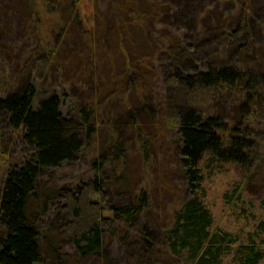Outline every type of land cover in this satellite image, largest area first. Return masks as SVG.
Instances as JSON below:
<instances>
[{"label":"trees","instance_id":"16d2710c","mask_svg":"<svg viewBox=\"0 0 264 264\" xmlns=\"http://www.w3.org/2000/svg\"><path fill=\"white\" fill-rule=\"evenodd\" d=\"M102 1L107 8L105 12L100 0H84L91 8L87 14L79 8L82 0H0V20L7 16L9 25H21L24 31L19 41H7L4 35L7 30L2 35L0 25V119L4 129L14 134L22 150L28 152L23 161L12 163L1 180L0 226L4 235L0 238V264H46L44 253L52 254L53 264H85V258H93L92 264H115L106 258L103 241L106 232H116L114 225L122 228L121 240L125 242L130 231L144 233L141 242L144 251L135 253L131 249L123 264H223L226 258L233 264L264 261V219L245 239H240L214 226L213 215L205 207L202 199L205 194L201 191L204 182L201 168L227 163L245 169L249 166L255 146L249 126L240 124V129L227 138L224 134L227 128L220 122L222 115L214 114L203 120L188 107H175L169 92L165 95L164 90L154 86L161 76L170 90L181 87L194 93L226 87L241 94L245 114L256 108L264 110V99L258 96V89L264 86L261 84L264 83V62L259 60L263 67L257 73L253 63L240 71L233 65L236 60L232 61L234 57L241 58L242 51L247 56L257 54L264 59V46L259 44L260 40L264 42V24H258L256 34L252 33L246 27L247 17L235 19L208 2L196 10L188 6L187 13L195 11V16L189 19L179 12L178 0V3L172 0ZM248 5L249 2L243 5L246 9L241 11L242 15L250 13ZM14 9L20 12V22L11 18ZM260 13L264 19L262 10ZM98 21V26H93ZM132 29H136V35L142 37L146 47L155 49V53L145 55L134 51ZM75 32H78L76 37ZM255 35L260 36L256 42L246 40ZM30 36H35L36 42L32 37L35 45L23 54L20 41ZM107 37L115 42L123 64L121 71H113L114 64L110 61L109 75L103 73L99 59L100 47L104 53L110 52L106 48ZM234 38L237 42L231 43ZM98 42L101 44L97 45ZM201 48L209 51L216 48L215 54L219 55L214 60L216 66H203V71L192 76L189 71L197 68L188 66V61L192 51ZM155 55L164 61L161 75L143 74L145 69L153 68L158 60ZM23 57L26 59L21 61ZM64 64L75 70L76 81L70 82L64 76ZM115 85L117 89L105 97L106 91ZM104 87L108 89L103 90ZM152 87L157 88L156 95L147 92ZM40 88L47 89L44 91L48 97H40ZM130 91L140 101L138 104L150 112L156 128L177 131L181 141L177 163L185 193L172 208L168 222L156 231H149L139 223L141 215L150 208V186L142 185L149 184V175L145 172L136 180L128 172V166L123 163L127 156L124 143L113 138L115 127L110 123L114 104L121 102L127 107ZM160 103L168 105L172 115L158 113ZM66 104L69 106L65 115L62 105ZM129 114V127L136 138L134 144L145 163L152 143L145 137L148 132L137 112L130 109ZM101 126L107 130L106 134L100 131ZM237 135L241 138H236ZM105 138L112 139L113 143L104 147ZM83 147L97 151L93 168L99 175L96 172L92 180L81 181L74 188L40 191L39 182L50 173L49 169L74 162ZM112 151L114 158L118 156L121 162L110 164L114 181L108 182L103 177L108 161L103 159L111 156ZM110 191L128 194L127 201L109 204L106 195ZM246 194L244 184H239L224 197L231 203ZM57 198L56 221L64 222L61 233L55 229L58 235L53 232L45 236L35 228L32 218L43 215L48 203ZM103 204L107 213L103 211ZM260 205L264 211V196ZM63 239L81 261L59 259L57 253Z\"/></svg>","mask_w":264,"mask_h":264},{"label":"rangeland","instance_id":"374dc122","mask_svg":"<svg viewBox=\"0 0 264 264\" xmlns=\"http://www.w3.org/2000/svg\"><path fill=\"white\" fill-rule=\"evenodd\" d=\"M172 1H176L177 3L179 1V12L186 14V18L188 17L189 19H191L190 16H195V11H190L187 13L186 8L188 6L196 10L195 8L201 7L205 4V2H208L211 5L214 3L216 7L218 6L217 10H223L230 13V15L235 16V19L240 20L243 17H247L248 19H244L246 20V27L247 30L252 33L256 34V30L259 27L258 24H264V19H262L263 14L260 13L261 10L264 13V0H227L226 2L221 0ZM100 2L102 4V12H105L107 10L106 5L102 0H100ZM247 2H249L247 8L250 9V13L247 14V12H245L242 15L241 11L246 9V6L243 7V5H245ZM78 5L80 9L82 8V11L90 14L91 8L88 2L84 3V0H82V2ZM96 6L98 5L95 4V7ZM240 7H243V9ZM96 9L98 10V7H96ZM19 13L20 12L17 13V9H14L11 18H15L18 22L22 18ZM258 19L260 20L259 22H257ZM8 22L9 19L7 16L2 17L0 20V25L3 28L1 29L2 35L5 33L4 30H7L4 34L6 36V40L17 42L18 38L24 35V31L21 30V25L16 26L15 24L12 26L11 24L9 25ZM98 24L99 21L93 26L97 27ZM132 31L134 32L136 29H132ZM213 32L218 31L214 30ZM77 34L78 32H75V37ZM32 37L34 42H36L35 36H30V38L27 39L24 37V41H20L23 43V54L29 53L31 50L30 47L35 45L33 44ZM131 38L135 40L134 51H142L141 53L145 55H151L155 53V49L153 50L152 48L146 47L145 42L141 39L142 37L136 35V32L132 33ZM259 38L260 36L255 35V37L250 39L249 37H246V40L250 43L253 42L254 39L256 42ZM235 41L236 40L234 38L231 43ZM261 41L262 40L259 41V44L264 46V42ZM105 43L106 48L108 51L110 50V52L104 53L100 47L99 59L102 62L103 73L105 75H109L111 72L110 61L114 64L112 65V67H114V70L112 69L113 71H121L123 64L120 53L116 51L115 42L111 40L110 37H107ZM105 43H103V45ZM98 44L101 43L98 42L97 45ZM217 46L219 45L217 44ZM200 47H202V45ZM215 50L216 48L211 51L201 48L199 50L192 51V56L188 61V66L192 64L193 67L197 68V71H193L195 68L192 71H189L192 76H196L198 73L203 71V66H216L215 61L219 55L215 54ZM241 54V58L237 59V57H234L232 60H236L233 65L236 66L237 69L239 68V70L241 69L240 71H242L245 69L246 64L253 63L255 69H257V73L261 71L260 68L263 67V64L259 60L264 62V59L261 56H257V54L255 56H250V54L247 56L243 51ZM59 57L62 56L60 55ZM156 58L158 57L156 56ZM25 59L26 58L23 57V60L21 61H24ZM63 61L64 60L62 59L61 62ZM162 63H164V61L158 58V60H155L152 66L153 68L145 69L143 74H155L157 72L155 76H160L163 66ZM62 73L70 82L77 80V76L74 75L76 73L75 70L68 64L63 65ZM257 73H249V75L255 78L260 77ZM39 84L40 83L38 82L37 85ZM156 85L158 86L159 91H165V95L166 92H169L171 102L175 104V107H180L182 109L184 106L188 107V109H192L194 112H197L203 118V120H206V117L211 118V116H214V114L222 115L220 122L223 123V126H226L227 128V130L224 132L227 138L230 137V134L233 136L232 132L237 128L240 129V126H249L248 129L250 130V133H252L251 137L254 140L255 146L250 153L252 157L251 161L249 162V166H247L246 169L236 166L235 164L233 165L232 163H227V165L216 168H201L203 175L202 177L204 180L201 191L205 194L202 199L205 207H207L213 215L214 226L217 228L220 227L224 230H227L228 232H232L240 239H245L248 233L252 232L255 225L264 219V211L260 205V199L262 196H264V110L256 108L252 109V111L249 110L247 114H245L243 106L244 100L242 99L241 94H238L236 90L233 91L226 87L224 89L215 88L211 91L201 89L194 91V93H188L181 87L170 90L167 89V86L165 87V82L162 80L161 76L156 79L154 86ZM116 87V85L113 87L111 86L109 89L104 87L103 90L108 89L106 91L107 95L105 97L110 96L112 94L111 90H116ZM44 90L47 89L40 88L42 94L40 97H48L49 94L45 93ZM164 91L158 93L157 96L162 94ZM147 92L150 95H156L158 91L156 87H152L148 88ZM258 93V96L264 99V86L258 89ZM127 94V100L129 101L127 107L126 104H121V102L120 104H114L112 120L110 122L115 127V130H113L115 132V137L113 138L117 139L121 143H124L127 156L123 160V163L128 166V172L133 175L134 179L137 180L138 178L139 180L143 173V176L145 175V172L149 175V184L144 182L142 185L146 187L150 186V189L148 190V193L150 194V208L141 215L139 223L143 224L149 231H156L160 228V225L168 222L170 216L169 214L172 212V208L178 204L177 200L183 198L185 193L183 175L181 170H179V165L177 163V152L181 148V141L180 137L177 135V131L170 132L167 130V128H156L154 124V118H152V115L149 111H145V106H143V104H141L142 106L138 104L140 101H138V98L135 99L132 97L133 94L131 91ZM234 97L236 100H233ZM68 106V104L62 105V111L65 115L67 114L66 112ZM158 108V113L163 115L168 113L165 115L166 117L168 115H172V113H169L168 105L165 106L163 103H160ZM130 109L136 111L139 115L140 121L144 124V126H146L148 132V135L146 136L145 134V137H147V140L150 144L152 143V146H150L151 151L147 157L148 161L145 163L143 162V156L134 144L136 138H134L133 130L131 127H129L130 124L128 121H130ZM220 111H222V113ZM159 117L160 119H163L164 116ZM4 127V122L0 119V184L3 175L10 168V166H12V163L16 161L17 163L23 161L24 158L28 156V152L24 151V149L22 150V146H20L21 144L18 142L17 137L12 133L9 134L4 129ZM103 130L106 134L107 130L101 126L100 131ZM235 137L237 138L240 136L237 135ZM105 139L104 147L109 146V143H113L112 139ZM228 142L229 141L227 140L225 143ZM81 151L82 152H80L78 158L74 162L64 163L57 169H49L50 173L44 175L39 182L40 191L47 189L56 191L61 187L70 189L74 188L76 184L80 183L81 181L92 180V178H94L98 173L93 168L95 165H93V159L98 155L97 151L93 150L92 147H83ZM135 151L140 154V157ZM114 153L115 152L112 151L111 156H105L103 159V161H108L103 175V177L108 182L114 181L112 172H110V164L121 162L118 156L117 158H114L116 156ZM239 184H244V189H246L247 194L242 196L240 200H236V202H228L224 197L225 194L229 191V189H232L235 185L237 186ZM112 189L114 188H110V190ZM125 193L127 194V192ZM127 195H120L118 191H110V193L106 195V198L109 204L116 205L125 203L127 201ZM102 207L104 213H107L104 204ZM46 209L47 211L43 215L32 218L35 228L37 227L39 232L45 236L53 234V232L58 235L54 230L56 229L57 232L61 233L60 226L62 223H64L63 221L61 222V220L56 221V214L59 212L58 198L51 200L46 206ZM114 229H116V232H114V234L106 232V236L103 240L104 252L107 255L106 258H109L111 263L123 264L126 259V255L131 249H133L135 253H141L144 251V245L141 244V242H143L142 237L144 233L139 234L137 232L130 231L129 235L125 237L127 240L125 242L121 240L122 234L120 232L122 228L119 225H114ZM3 235V229L0 226V238ZM44 254V261L46 264H53L54 261L52 254ZM57 254H59V259L61 261H81L78 257H76L77 255H75L64 239L61 240V243L59 244ZM83 263L92 264L93 258H85ZM223 264L233 263H230V258H226L224 259ZM259 264H264V261L260 262Z\"/></svg>","mask_w":264,"mask_h":264}]
</instances>
